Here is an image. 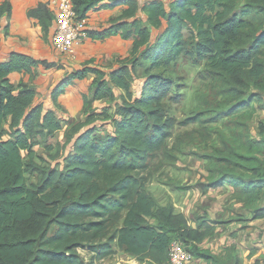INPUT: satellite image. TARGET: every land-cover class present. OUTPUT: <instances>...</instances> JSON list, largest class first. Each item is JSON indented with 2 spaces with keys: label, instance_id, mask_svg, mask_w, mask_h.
<instances>
[{
  "label": "trees",
  "instance_id": "16d2710c",
  "mask_svg": "<svg viewBox=\"0 0 264 264\" xmlns=\"http://www.w3.org/2000/svg\"><path fill=\"white\" fill-rule=\"evenodd\" d=\"M239 1L171 0L165 5L149 0L139 6L137 0H73L80 17L91 9L125 5L120 21L89 35L102 39L120 34L133 40L129 57L118 67L105 72L84 66L54 87L51 97L56 102L67 85L94 74L88 88L91 98L82 97L85 119L70 125L42 103H34L32 87L13 84L9 78L12 72H31L44 60L12 52L7 61H0V264H93L112 256L114 245L140 263L165 264L174 240L189 245L194 257L209 264L226 262L199 247L215 226L202 217L192 225L172 205H157L141 172L156 152H167L174 126L165 103L172 79L152 68L181 56L202 62L205 73L228 94L225 117L262 99L264 0H244L238 7ZM9 11L7 1L0 4V17ZM28 14L48 32L52 14L43 4ZM145 63L135 95L133 74ZM112 86L125 94L108 122L110 129L101 131L95 123L100 115L109 116L88 108L94 100L113 99ZM199 118L191 116L182 123ZM59 130H64V139L47 144ZM41 141L47 158L34 149ZM260 141L264 143L249 142ZM228 155L219 159L228 168H217L220 177L212 184L228 181L243 196L241 201H258L264 196V164L237 172V163ZM263 211L256 209L254 218ZM80 248L92 253L91 261L81 256Z\"/></svg>",
  "mask_w": 264,
  "mask_h": 264
},
{
  "label": "rangeland",
  "instance_id": "374dc122",
  "mask_svg": "<svg viewBox=\"0 0 264 264\" xmlns=\"http://www.w3.org/2000/svg\"><path fill=\"white\" fill-rule=\"evenodd\" d=\"M163 1L168 5L170 0ZM243 2L244 0H240L238 7H241ZM183 33L189 35L186 29ZM129 55L130 53L125 57L118 56L114 60L116 65L119 66ZM146 66L147 63L137 67L133 74L135 79L131 89L135 95L139 94L140 79ZM151 71L161 73L164 78L172 79L169 98L165 99V103L169 115L173 118L174 126L166 147L167 152L172 156L170 157L164 150L156 152L148 159L146 169L141 172L145 178L148 193L157 205H172L177 212L184 213L191 224H194V219L197 217H202L215 228L218 227L217 234L222 236V241L238 244L240 238H244L246 242L261 238L264 235V211L260 218H254V214L256 209H264V196L252 204H246L240 200L243 196L238 194L228 181L218 186H214L212 181L220 177L217 168L220 169L222 166L225 169L228 168L219 159L230 153L244 156L240 159L235 154L228 155L237 163L234 165L237 172L249 171L250 167L264 164V143L260 141L250 145L249 142L264 140V94L261 100L256 99L249 107L237 109L233 114L225 117L222 115L226 111L228 94L221 92L219 82H214L205 73L202 62L181 56L176 61L152 68ZM112 87L115 91L113 99L94 100L90 102L88 108L89 112H105L109 116L108 118L104 114L100 115L95 123L101 125V131L109 129L108 122L115 115V109L122 103L121 97L125 94L122 89ZM86 96L88 99L91 98L89 90ZM81 109L76 116L64 118L66 125L85 119V114H82L83 105ZM195 115L200 117L199 121L182 123ZM63 133L64 130L57 131L47 139L46 143L54 144L57 140H63ZM43 145L44 142L41 141L34 149L47 158L48 152ZM49 152L53 153L54 150ZM22 155L26 157L27 153L22 151ZM51 164L55 165L54 162ZM29 180H35V178L29 177ZM248 218L250 220H247ZM246 223L249 225L243 226ZM242 226L246 232L239 234L238 230H241L239 227ZM233 227L239 229L232 231ZM257 233L259 238L253 237ZM214 234H216L215 231L205 242V246L216 243L212 241V238H215ZM219 242L221 243V241L217 243ZM246 245L253 251L250 254L256 252L255 247ZM114 247L115 252L112 256L95 259L93 264H150L140 263L134 256L120 250L116 245ZM230 247L232 246L227 245L226 249ZM202 249L210 251V248ZM231 251L233 253L234 248L228 250L225 258L233 256ZM79 253L87 262L91 261L92 253L87 249L80 248ZM216 256L220 258L219 260L224 259L221 254ZM233 258L237 257L234 255ZM200 260L196 259L197 262Z\"/></svg>",
  "mask_w": 264,
  "mask_h": 264
},
{
  "label": "crops",
  "instance_id": "0c3cea01",
  "mask_svg": "<svg viewBox=\"0 0 264 264\" xmlns=\"http://www.w3.org/2000/svg\"><path fill=\"white\" fill-rule=\"evenodd\" d=\"M5 1L10 4V11L4 12L0 17V61H7L12 52L23 53L35 59L44 60L45 64L38 65L31 72H12L9 78L13 84L23 82L32 87L35 91L34 103H42L45 109L53 110L61 119L74 117L82 110V97L87 94L90 82L94 77L93 73H89L86 78L76 80L67 85L64 91L58 95L56 102H53L51 97L52 90L68 73L84 66L97 67L106 72L110 71L118 67L116 61H114L118 56L125 57L131 51L132 37L124 39L120 34H116L97 39L89 35L77 44L75 57L67 59L65 56L55 52L52 47L51 33L54 25L52 19L48 32L44 33L38 18L28 14L30 9L36 8L40 4H43L50 11L48 0H0V4ZM146 1L149 0H137L139 6ZM125 7V5H116L91 9L86 17L89 33L90 31L103 30L118 21ZM137 15L145 21L143 13L138 12ZM250 218L247 220H250ZM247 225L249 223L243 226ZM243 226L239 227L241 228L240 231L238 227H233L231 230L237 229L239 234H242L246 232ZM217 230L218 227L214 230L216 234L213 237L215 238H212V241L216 242L215 244L204 245L211 237L209 236L199 244V247L210 248V252L214 255L221 254L224 261H226L224 264H264V235L259 238V233H257L253 237H258L259 239L250 242L240 238V243L234 244L230 241H222V236L217 234ZM218 241H221V243H217ZM246 244L255 247L256 249L254 248V250L256 252L250 254L252 250H249ZM227 245L232 247L226 249ZM233 248L234 251L233 253L231 251V253L237 258H233V256L225 258L228 250L230 251ZM196 259L198 258L195 257L194 262L191 264H207L203 259L199 262Z\"/></svg>",
  "mask_w": 264,
  "mask_h": 264
},
{
  "label": "built area",
  "instance_id": "2783aa9c",
  "mask_svg": "<svg viewBox=\"0 0 264 264\" xmlns=\"http://www.w3.org/2000/svg\"><path fill=\"white\" fill-rule=\"evenodd\" d=\"M48 3L54 24L51 33L52 47L55 52L72 59L75 57L77 44L89 36L87 16L78 15L73 0H48ZM194 259L189 245L174 240L165 264H191Z\"/></svg>",
  "mask_w": 264,
  "mask_h": 264
}]
</instances>
